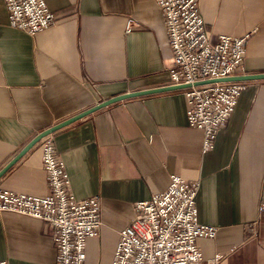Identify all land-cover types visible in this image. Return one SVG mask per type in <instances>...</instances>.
Segmentation results:
<instances>
[{
    "label": "crops",
    "instance_id": "obj_1",
    "mask_svg": "<svg viewBox=\"0 0 264 264\" xmlns=\"http://www.w3.org/2000/svg\"><path fill=\"white\" fill-rule=\"evenodd\" d=\"M45 1L58 23L31 36L10 26L0 0V172L39 134L100 103L172 86L155 0ZM199 11L214 37L250 34L244 65L229 78L264 74V0H199ZM228 82L246 88L207 153L203 132L188 124L183 89L111 104L52 134L75 197L101 202L103 226L87 242L85 264H111L135 204L165 192L172 175L200 182L199 222L218 228L215 239L198 240L205 261L222 254L220 264H264V79ZM42 141L5 172L1 188L48 195ZM1 261L57 264L48 226L0 213Z\"/></svg>",
    "mask_w": 264,
    "mask_h": 264
},
{
    "label": "built area",
    "instance_id": "obj_2",
    "mask_svg": "<svg viewBox=\"0 0 264 264\" xmlns=\"http://www.w3.org/2000/svg\"><path fill=\"white\" fill-rule=\"evenodd\" d=\"M4 2L10 26L31 36L58 23L45 0ZM155 2L163 13L173 53L172 86H186L183 90L187 97L188 124L203 132V153L210 152L246 88L243 83L214 81L227 79L243 67L250 34L214 37L200 14L199 0ZM134 27L131 19L125 31L131 33ZM42 150L48 195L27 196L0 187V213L40 220L50 230L57 264H85L87 242L98 237L103 226L101 202L98 197L83 200L75 197L52 135L43 139ZM199 190V181L189 182L172 175L165 192L137 202L136 216L119 233L111 264H220L224 255L217 254L205 261L198 245L200 239H215L218 232L217 227L199 222L196 201ZM258 210L264 213V203ZM250 232L256 233L254 227L251 226Z\"/></svg>",
    "mask_w": 264,
    "mask_h": 264
},
{
    "label": "water",
    "instance_id": "obj_3",
    "mask_svg": "<svg viewBox=\"0 0 264 264\" xmlns=\"http://www.w3.org/2000/svg\"><path fill=\"white\" fill-rule=\"evenodd\" d=\"M256 79H264V74H259V75H249V76H242V77H238V78H227L224 80H216L214 82H228V81H249V80H256ZM206 83H210V82H206ZM186 86H171V87H166V88H161V89H154V90H148V91H144V92H135V93H128L122 96H118L115 98H111L105 102H102L100 104H98L97 106L91 108L90 110H87L73 118H71L70 120H67L65 122H62L48 130H46L45 132H42L41 134H39L34 140H32L30 142V144H28L26 146V148L20 153L18 154V156L12 160L5 168H3V170L0 172V178L5 174V172L13 165L15 164V162H17L25 153H27L33 146H35L37 143H39L41 140H43L45 137L52 135L54 132L58 131L59 129H62L104 107H107L111 104L120 102V101H124L126 99H130L133 97H139V96H144V95H150V94H156V93H161V92H166V91H173V90H181V89H185Z\"/></svg>",
    "mask_w": 264,
    "mask_h": 264
}]
</instances>
